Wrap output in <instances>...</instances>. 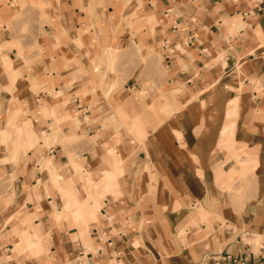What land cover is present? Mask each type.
Listing matches in <instances>:
<instances>
[{
    "label": "crops",
    "instance_id": "obj_1",
    "mask_svg": "<svg viewBox=\"0 0 264 264\" xmlns=\"http://www.w3.org/2000/svg\"><path fill=\"white\" fill-rule=\"evenodd\" d=\"M263 46L264 0H0V264H264Z\"/></svg>",
    "mask_w": 264,
    "mask_h": 264
},
{
    "label": "rangeland",
    "instance_id": "obj_2",
    "mask_svg": "<svg viewBox=\"0 0 264 264\" xmlns=\"http://www.w3.org/2000/svg\"><path fill=\"white\" fill-rule=\"evenodd\" d=\"M24 0H22V2H23ZM105 57L104 58H106V59H108V60H113L115 57H116V54H114L113 53V51L112 50H108V51H106L105 52ZM111 65H112V61H111ZM110 70H111V72H115V71H113V67L111 66V68H110ZM144 135H145V133H144V131H143V135H142V137H144ZM33 143H30L29 144V146L30 145H32ZM90 198V196H88V199ZM88 199H85L83 202H78V201H76V200H74V202H73V205H71L70 204V202L69 201H67V203H66V208H68V207H70V206H72V207H75V208H77V209H79V210H81V209H87L88 207H89V205L87 204V200ZM76 201V202H75ZM260 239V238H259ZM256 241L257 240H251V242L253 243V244H256Z\"/></svg>",
    "mask_w": 264,
    "mask_h": 264
},
{
    "label": "bare ground",
    "instance_id": "obj_3",
    "mask_svg": "<svg viewBox=\"0 0 264 264\" xmlns=\"http://www.w3.org/2000/svg\"><path fill=\"white\" fill-rule=\"evenodd\" d=\"M81 184H82V183H81ZM75 202H76V201H75ZM68 208H69V207H68ZM80 218H81V217H80ZM81 219H82V218H81ZM83 219H84V217H83ZM83 219H82V220H83ZM85 219H86V218H85ZM59 220H60V219H59ZM78 220H79V219H78Z\"/></svg>",
    "mask_w": 264,
    "mask_h": 264
},
{
    "label": "built area",
    "instance_id": "obj_4",
    "mask_svg": "<svg viewBox=\"0 0 264 264\" xmlns=\"http://www.w3.org/2000/svg\"><path fill=\"white\" fill-rule=\"evenodd\" d=\"M263 52H264V46H263ZM248 245V244H247Z\"/></svg>",
    "mask_w": 264,
    "mask_h": 264
}]
</instances>
